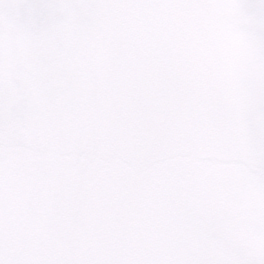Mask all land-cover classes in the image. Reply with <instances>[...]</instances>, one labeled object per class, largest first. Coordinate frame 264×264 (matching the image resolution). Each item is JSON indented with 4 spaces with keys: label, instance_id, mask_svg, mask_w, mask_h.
<instances>
[{
    "label": "snow or ice",
    "instance_id": "6c2138e0",
    "mask_svg": "<svg viewBox=\"0 0 264 264\" xmlns=\"http://www.w3.org/2000/svg\"><path fill=\"white\" fill-rule=\"evenodd\" d=\"M0 264H264V0H0Z\"/></svg>",
    "mask_w": 264,
    "mask_h": 264
}]
</instances>
